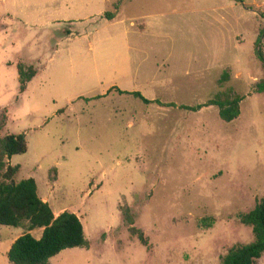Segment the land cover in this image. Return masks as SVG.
<instances>
[{
  "label": "rangeland",
  "instance_id": "374dc122",
  "mask_svg": "<svg viewBox=\"0 0 264 264\" xmlns=\"http://www.w3.org/2000/svg\"><path fill=\"white\" fill-rule=\"evenodd\" d=\"M258 50L264 0H0V139L28 144L13 179H35L89 242L50 264H222L254 240L241 216L264 198ZM18 64L38 72L24 93ZM224 95L243 97L231 123L180 108ZM28 232L0 226V264Z\"/></svg>",
  "mask_w": 264,
  "mask_h": 264
},
{
  "label": "trees",
  "instance_id": "16d2710c",
  "mask_svg": "<svg viewBox=\"0 0 264 264\" xmlns=\"http://www.w3.org/2000/svg\"><path fill=\"white\" fill-rule=\"evenodd\" d=\"M112 20L111 17H107ZM260 38L257 40L259 43ZM258 58L264 63V55L258 50ZM20 92L24 93L27 85L37 75V70L23 64L17 65ZM259 91L264 92V84L259 85ZM131 94L145 104L150 101L139 92H123ZM243 97L217 96L215 100L195 107L181 106L182 110L199 112L209 106L219 108L220 119L226 123L235 121L241 113L240 104ZM159 103V102H158ZM174 106V105H173ZM28 151L26 135L13 134L0 139V172L3 180L0 181V226L19 228L27 224L28 233L15 240L8 251L10 264H50V260L61 252L73 248H86L89 242L84 233L80 218L69 211L55 216L48 202L38 196V187L35 179L14 181L19 167L12 166L9 161L16 155H23ZM130 231L137 236L143 245L147 239L141 230L133 227L134 221L128 217ZM241 222L252 228L254 240L246 245H237L231 248L222 259V264H256L264 255V198L259 200L255 208L241 216ZM41 229L40 238L30 232Z\"/></svg>",
  "mask_w": 264,
  "mask_h": 264
},
{
  "label": "crops",
  "instance_id": "0c3cea01",
  "mask_svg": "<svg viewBox=\"0 0 264 264\" xmlns=\"http://www.w3.org/2000/svg\"><path fill=\"white\" fill-rule=\"evenodd\" d=\"M59 214H55V216L57 217ZM42 235V234H41ZM41 237V236H40ZM40 237H38V238H40ZM14 243V242H13ZM264 256V255H263ZM263 256H262V258H263ZM261 258V259H262ZM259 261V260H258ZM50 262H51V260H50Z\"/></svg>",
  "mask_w": 264,
  "mask_h": 264
}]
</instances>
